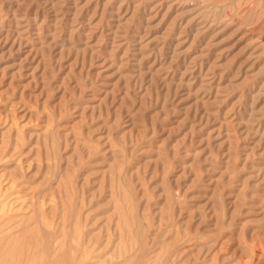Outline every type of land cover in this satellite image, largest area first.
Wrapping results in <instances>:
<instances>
[{
    "label": "rangeland",
    "instance_id": "obj_1",
    "mask_svg": "<svg viewBox=\"0 0 264 264\" xmlns=\"http://www.w3.org/2000/svg\"><path fill=\"white\" fill-rule=\"evenodd\" d=\"M0 264H264V0H0Z\"/></svg>",
    "mask_w": 264,
    "mask_h": 264
}]
</instances>
